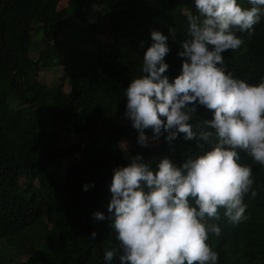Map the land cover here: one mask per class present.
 Segmentation results:
<instances>
[{
	"label": "trees",
	"instance_id": "1",
	"mask_svg": "<svg viewBox=\"0 0 264 264\" xmlns=\"http://www.w3.org/2000/svg\"><path fill=\"white\" fill-rule=\"evenodd\" d=\"M59 1L0 0V264H104V249L116 243L107 209L113 168L137 153L179 166L198 151L182 133L142 147L123 115L124 88L139 75L152 30L169 36L163 75L171 81L179 74L191 0H67L57 9ZM236 34L240 48L222 53L227 71L257 83L264 76V16L251 37ZM43 70L60 73V82H41ZM211 118L212 110L198 105L192 122ZM241 157L252 167L256 196H244L246 220L233 224L221 210L209 221L221 228L208 241L218 264H264V166ZM86 182L94 187L84 191ZM94 211L105 219H94Z\"/></svg>",
	"mask_w": 264,
	"mask_h": 264
},
{
	"label": "clouds",
	"instance_id": "2",
	"mask_svg": "<svg viewBox=\"0 0 264 264\" xmlns=\"http://www.w3.org/2000/svg\"><path fill=\"white\" fill-rule=\"evenodd\" d=\"M186 13L184 58L171 81L169 36L150 33L152 43L142 57L139 75L124 88V117L138 131L137 143L148 147L162 135L171 143L181 133L198 151L177 166L169 157L145 161L128 157L113 168L107 209L116 243L103 252L104 264H218L219 253L208 242L221 235L215 222L223 216L233 224L246 220L244 196H256L252 167L244 153L264 166V76L248 83L227 71L226 50L240 48L236 33L253 34L264 16V0H191ZM169 33L175 34L173 27ZM212 118L192 122L197 106ZM151 129L152 135L146 134ZM94 182H86L87 191ZM103 220L101 211L92 213ZM93 230L90 240H95Z\"/></svg>",
	"mask_w": 264,
	"mask_h": 264
},
{
	"label": "rangeland",
	"instance_id": "3",
	"mask_svg": "<svg viewBox=\"0 0 264 264\" xmlns=\"http://www.w3.org/2000/svg\"><path fill=\"white\" fill-rule=\"evenodd\" d=\"M66 6H67V0H61V1L58 2V5L56 6V8L57 9H60L62 7H66ZM183 9H185V7H183ZM37 34H39L40 37H41L42 30H38L37 31ZM36 37H38V36H36ZM36 52H37L36 50H32L30 52V56L31 57H36ZM38 79L41 82H43V83H45L47 85L58 84L60 82L59 81V79H60V73H58V72L57 73H54L51 70H43V71H41L38 74ZM65 90H67V86H65ZM105 107L107 108L106 105H105ZM120 122L124 123L125 120L124 119H120ZM65 142H66V138H65ZM157 142H158L157 140L156 141H152V142H150L149 146L150 145H155ZM122 147L124 149H130V148H132V143L130 141H128V140H123ZM69 159L70 158L67 157V158H64L63 161L66 162V161H69ZM20 182H23L24 183L25 180L21 179ZM255 214L257 215V212H255ZM21 259H23V257H21Z\"/></svg>",
	"mask_w": 264,
	"mask_h": 264
}]
</instances>
